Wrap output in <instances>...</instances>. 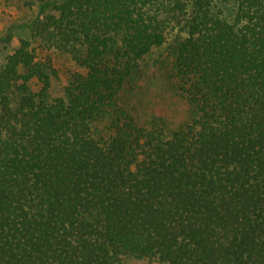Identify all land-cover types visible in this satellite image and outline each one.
Segmentation results:
<instances>
[{
	"label": "trees",
	"instance_id": "1",
	"mask_svg": "<svg viewBox=\"0 0 264 264\" xmlns=\"http://www.w3.org/2000/svg\"><path fill=\"white\" fill-rule=\"evenodd\" d=\"M7 4L35 14L0 67V264H264V0ZM181 33L192 116L148 129L125 91ZM38 49L79 69L60 97Z\"/></svg>",
	"mask_w": 264,
	"mask_h": 264
},
{
	"label": "rangeland",
	"instance_id": "2",
	"mask_svg": "<svg viewBox=\"0 0 264 264\" xmlns=\"http://www.w3.org/2000/svg\"><path fill=\"white\" fill-rule=\"evenodd\" d=\"M16 6L18 5L0 6V67L19 47L21 39L31 37V30L25 24L32 21L35 13L30 7L21 9ZM225 9L229 12L232 8L225 6ZM47 11H50V7L47 8ZM185 34L173 35L165 45L153 49L142 63L137 81L125 91L136 120L143 127L160 128L169 133L174 128L190 121L192 109L170 78L175 39L180 35L185 36ZM37 54L39 59L51 66L54 71L51 83L52 97L62 96L63 84L79 70L76 63L61 52H41L38 49ZM125 264H158V262L130 259L125 261Z\"/></svg>",
	"mask_w": 264,
	"mask_h": 264
}]
</instances>
